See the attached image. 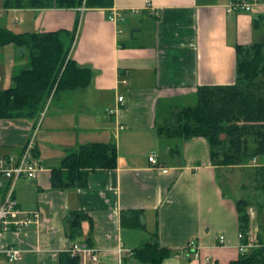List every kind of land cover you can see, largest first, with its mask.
<instances>
[{
    "label": "crops",
    "instance_id": "obj_1",
    "mask_svg": "<svg viewBox=\"0 0 264 264\" xmlns=\"http://www.w3.org/2000/svg\"><path fill=\"white\" fill-rule=\"evenodd\" d=\"M5 1L0 28L16 35L72 33L68 58L91 76L85 87L51 95L34 118L0 119L1 156L19 155L36 131L33 155L41 167L36 179L19 180L13 192L22 211H41L40 221L3 235L1 245L20 253L14 263L0 255V264H59L72 242L96 250L95 264H149L133 251L155 241L171 251L162 264L236 261L241 237L235 202L249 187L242 166L214 165L205 138L173 141L157 129L167 105L191 103L198 87L235 82V46L264 37V0H246L252 12L231 14L225 11L230 0H112L109 8L83 11ZM112 10L123 20L109 21ZM27 62L26 48L13 42L0 47V90L14 86V72ZM118 96L124 97L121 107ZM93 142L116 147V168L89 171L83 188H52V169ZM151 155L167 173L153 169ZM73 212L87 217L76 235L68 227ZM192 240L195 250L186 247Z\"/></svg>",
    "mask_w": 264,
    "mask_h": 264
},
{
    "label": "trees",
    "instance_id": "obj_2",
    "mask_svg": "<svg viewBox=\"0 0 264 264\" xmlns=\"http://www.w3.org/2000/svg\"><path fill=\"white\" fill-rule=\"evenodd\" d=\"M18 2L19 6L60 9L109 8L112 5V0ZM8 5L11 2L6 0L4 6ZM260 19L264 21L262 16ZM258 20L254 23L256 29L259 28ZM72 41L73 35L68 31L16 35L0 28V47L13 42L28 52L26 66L12 76L14 86L0 90V119L34 118L42 112L51 95L82 88L89 83L90 71L78 67L68 58ZM235 50V82L198 87L195 104L182 108L176 114V125L157 129L160 137L173 141L205 138L213 164L224 167L246 166L254 158L264 156V42L236 45ZM116 164L114 145L101 142L81 145L65 155L58 168L52 169L51 186L58 190L83 188L87 185L89 171L113 170ZM250 168L254 174L246 177L249 187L244 190L247 195L235 202L241 244H248L249 233L254 232L248 211L254 203L262 225L258 223L255 227L252 247L230 264H264V164ZM252 191L258 194H250ZM86 218L83 213H71L68 218L71 235L77 234L80 222ZM170 253V249L161 247L156 241L146 242L133 251L135 258L149 264H162ZM59 258V264H79V257L66 251L60 253Z\"/></svg>",
    "mask_w": 264,
    "mask_h": 264
},
{
    "label": "built area",
    "instance_id": "obj_3",
    "mask_svg": "<svg viewBox=\"0 0 264 264\" xmlns=\"http://www.w3.org/2000/svg\"><path fill=\"white\" fill-rule=\"evenodd\" d=\"M253 4L246 0H230L225 6L227 14L239 12H252ZM85 7L79 8L83 11ZM111 22L123 20L120 11L112 10L107 16ZM126 83L125 79H122ZM117 105H124V97L118 96ZM30 140L23 147L19 155L1 156L0 157V255H3L9 262L14 263L19 259L20 250L13 246L3 247L1 239L3 235L11 230H22L30 225L37 224L40 221L41 211H22L19 208L17 200L13 196L16 183L21 180H34L37 178L41 167L33 155L36 131L30 136ZM148 162L153 169L160 170L161 173H167L165 168L155 155L148 157ZM241 237V234H240ZM220 241H223V236H220ZM254 242L253 232L249 233V243L246 245L240 244V253L243 254L252 247ZM190 250L196 249L195 242L189 241L186 245ZM71 256L79 257V264H95L98 262V254L96 250L88 247L80 242H72L65 249ZM130 252V251H127Z\"/></svg>",
    "mask_w": 264,
    "mask_h": 264
},
{
    "label": "rangeland",
    "instance_id": "obj_4",
    "mask_svg": "<svg viewBox=\"0 0 264 264\" xmlns=\"http://www.w3.org/2000/svg\"><path fill=\"white\" fill-rule=\"evenodd\" d=\"M261 41H263L264 42V37L261 39ZM193 99V100H192ZM191 103H189L190 101H188L187 102V100H184L182 103L181 102H175L174 104L172 103V104H169V106L167 105V107H164V109H163V111H164V125L163 126H165V125H167V126H172V127H174L175 125H176V114L182 109V108H184V107H186V106H192V105H194L195 104V96L193 97V98H191ZM30 138L31 137H28V141L30 140ZM27 141V142H28ZM27 142H26V144H27ZM264 162V156H261V158L260 157H256V158H254L251 162H250V164H248V165H251V166H242V173L244 174L243 175V177H248V176H253V171H250V167H253V166H257V165H259V164H262ZM232 174H236V172H231L230 173V175L229 176H231ZM219 178L220 179H222V172L220 171L219 172ZM226 192L228 193V194H232V192H231V190H230V188H227L226 187ZM244 197H245V195H244ZM252 215H253V220H252V222H253V226L254 227H256L255 225H256V223H257V216H256V220H255V214L254 213H252ZM261 220H263V218L261 217ZM259 225H262V223H259ZM253 235H254V233H253Z\"/></svg>",
    "mask_w": 264,
    "mask_h": 264
}]
</instances>
